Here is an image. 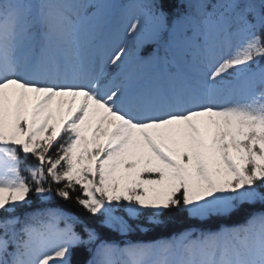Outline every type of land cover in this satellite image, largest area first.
<instances>
[{"label":"snow or ice","instance_id":"1","mask_svg":"<svg viewBox=\"0 0 264 264\" xmlns=\"http://www.w3.org/2000/svg\"><path fill=\"white\" fill-rule=\"evenodd\" d=\"M164 3L0 0V264H73L82 245L88 264H264V0ZM127 8L97 71L96 39ZM33 196L75 199L125 235L145 213L262 210L116 242L59 207L18 214Z\"/></svg>","mask_w":264,"mask_h":264},{"label":"trees","instance_id":"2","mask_svg":"<svg viewBox=\"0 0 264 264\" xmlns=\"http://www.w3.org/2000/svg\"><path fill=\"white\" fill-rule=\"evenodd\" d=\"M125 1V0H122ZM165 9L170 14H175L177 11L181 10L180 0H165ZM114 46L111 47L110 51L107 52V56L112 52ZM95 53L97 58L96 68L99 66V62L103 57L102 49L99 45L95 47ZM129 70H139L136 68L135 64L129 66ZM29 164H34L33 158H28ZM27 175V173H24ZM59 207L64 212L78 217L81 221L92 224L97 227L98 234L103 240L109 241H131L140 243H151L158 240L170 239L174 235L184 232L186 230H218L221 227H232L235 225L243 224L248 218V213L252 211L262 210V206L257 204L254 208L244 206L246 211L243 213L233 214L228 218H210L208 221H201L196 218H190L185 212H170L162 217L163 223L160 225L149 224L147 217L150 213H145L142 217L138 218L134 225V230L128 234H121L118 231L101 227L100 222L102 217L92 218L89 214L81 208L75 199L70 201L61 200L53 196L48 201H42L41 199L33 196L32 202L29 205L18 210V214L21 216L26 214H31L37 211L44 210L46 208H56ZM118 215H123V212L117 213ZM79 230V227H78ZM93 257V251H90L87 246H79L74 250L73 264H88V261Z\"/></svg>","mask_w":264,"mask_h":264},{"label":"rangeland","instance_id":"3","mask_svg":"<svg viewBox=\"0 0 264 264\" xmlns=\"http://www.w3.org/2000/svg\"><path fill=\"white\" fill-rule=\"evenodd\" d=\"M116 2L125 5H131L135 3V1L122 3L121 0H116ZM135 14L136 10L134 8H127L121 10L118 15L109 18L108 22L111 24V26L106 28V23L103 25L97 37L96 44L100 43L106 48L111 44L120 42V37L123 34L124 28ZM115 24H118L117 28H114Z\"/></svg>","mask_w":264,"mask_h":264}]
</instances>
